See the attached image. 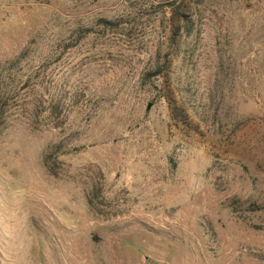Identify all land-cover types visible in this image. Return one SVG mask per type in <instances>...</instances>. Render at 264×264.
<instances>
[{
    "label": "rangeland",
    "instance_id": "obj_1",
    "mask_svg": "<svg viewBox=\"0 0 264 264\" xmlns=\"http://www.w3.org/2000/svg\"><path fill=\"white\" fill-rule=\"evenodd\" d=\"M0 264H264V0H0Z\"/></svg>",
    "mask_w": 264,
    "mask_h": 264
}]
</instances>
